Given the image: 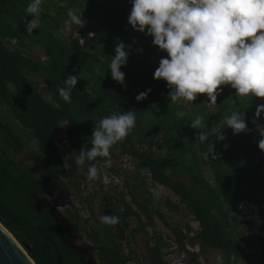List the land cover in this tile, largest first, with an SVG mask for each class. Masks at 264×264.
<instances>
[{
	"label": "trees",
	"instance_id": "16d2710c",
	"mask_svg": "<svg viewBox=\"0 0 264 264\" xmlns=\"http://www.w3.org/2000/svg\"><path fill=\"white\" fill-rule=\"evenodd\" d=\"M29 2L0 0V223L35 264L67 262L53 220L47 212L38 213L33 196H41L53 180L65 178L72 185L88 180L92 163H98L101 176L90 183L102 186L109 174L125 178L127 190L106 191L102 197L108 205L105 215L119 217L115 226L103 224L91 209L97 191L86 200L91 218L84 219L81 230L95 246L99 264L139 260L133 248L126 254L123 242L131 248L135 233L149 236L157 221L172 235L149 238L147 264H170L168 245L183 252L193 241L202 251H218L221 264H264V237L250 240L264 231V152L252 123L264 99L242 100L224 86L216 105L209 106L206 95L193 102H170L166 82L153 78L166 53L128 24L130 0H44L39 27L32 33L27 25L33 17L25 11ZM69 8L82 13L83 33L95 34L83 45L73 36L77 26L68 22ZM117 42L129 52L121 69L125 86L108 69ZM35 49L44 56H35ZM72 75L79 80L66 103L57 88ZM148 89L147 98L137 102L135 97ZM133 110L136 127L112 147L107 167H102L103 158L76 165L80 152L91 148L92 132L102 117ZM233 110L245 112L250 131L233 135L224 124ZM197 115L205 120L201 129L190 126ZM258 123L264 124V117ZM63 128L67 145L60 153ZM201 132L208 135L203 144L198 141ZM121 157L129 158L130 170L119 164L114 168ZM156 186L167 189L171 198L159 200ZM186 218L198 224L196 231L188 223L170 226L169 220L184 223ZM132 220L140 226L131 228Z\"/></svg>",
	"mask_w": 264,
	"mask_h": 264
},
{
	"label": "clouds",
	"instance_id": "9594fccd",
	"mask_svg": "<svg viewBox=\"0 0 264 264\" xmlns=\"http://www.w3.org/2000/svg\"><path fill=\"white\" fill-rule=\"evenodd\" d=\"M44 0H30L26 13L33 17L27 31L39 27V18ZM131 11L127 22L138 33L152 38V44L166 53L159 60L154 79L163 80L170 89L168 99L193 102L198 95H206L209 106L216 105L224 86L235 90V96L252 101L264 99V0H130ZM68 22L83 28L82 13L75 8L67 10ZM115 56L108 69L111 78L125 86V73L121 71L128 62L129 52L123 42H117ZM99 71V70H97ZM79 76L72 75L58 87L60 98L71 103L73 90ZM151 89L140 92L137 102L147 98ZM264 103L256 106L252 123L260 137L258 148L264 152ZM136 111L114 112L102 117L96 124L91 138V148L82 150L75 158L77 166L85 161L103 158L102 167H107L110 150L124 140L136 127ZM204 117L197 115L191 121L193 129L204 127ZM224 124L233 135L250 131L245 112L233 110L224 117ZM65 129V128H63ZM62 129V130H63ZM66 139V137H65ZM208 139L206 132L198 136L199 143ZM220 141L225 140L221 133ZM210 146L208 152H212ZM205 158L207 156L205 155ZM101 176L98 163L87 169V179L95 181ZM101 222L115 226L118 216L105 215ZM222 258L217 257V261Z\"/></svg>",
	"mask_w": 264,
	"mask_h": 264
},
{
	"label": "flooded vegetation",
	"instance_id": "af4514ba",
	"mask_svg": "<svg viewBox=\"0 0 264 264\" xmlns=\"http://www.w3.org/2000/svg\"><path fill=\"white\" fill-rule=\"evenodd\" d=\"M66 131H65V137H66ZM67 145V142L65 146ZM105 178V177H104ZM103 178V180H104ZM102 180V182H103ZM88 180H79L76 182L75 185H72V181L69 182L68 179L61 178L59 180H53L49 183H47L42 188V195L41 196H33V200L35 201V208L38 211L39 214H43L47 212L51 219L53 220V226L56 228L57 233L56 236L60 240V242L63 245V248L65 249V255H66V262L67 264H88V258L89 255H92L96 261V264H99L98 262V256L95 253V246L91 244L90 240H88V234L81 230L85 225L83 224L85 220L91 218V213L88 209V203L86 200L88 199L89 194L86 193V188L89 185ZM116 181H118L116 186L113 190L121 192V190H126L125 187V178L116 177ZM81 183V184H80ZM80 184L81 187H77ZM95 186V185H94ZM97 188L94 192L97 191V195L95 197V200L93 202L94 206H97L99 209L96 212H100L98 218L100 219L102 216H105V210L107 206H104L102 197L105 193H100V189H103L102 186H95ZM85 192V194H84ZM112 192V191H110ZM118 192V191H117ZM113 193V192H112ZM127 201H129V197H127ZM54 208H57V210L73 225V227L77 230L79 235L81 236L82 240L85 243L90 244L93 248L90 249V251L79 253L73 248V241L74 239L71 237L69 231L67 228L66 231H62L58 225L56 224L55 220L52 218L50 211ZM91 209L93 210V207L91 205ZM88 211V213L86 212ZM95 214V211H93ZM74 213L79 219H72L71 214ZM97 215V214H96ZM75 218V216H74ZM92 218L93 215H92ZM157 221V220H156ZM158 223H161L165 225L162 221H157L152 228H149V237L151 239H154V236H151L154 232V228H157ZM78 225V227H76ZM90 229V228H89ZM169 231V230H168ZM171 233V231H169ZM168 232V233H169ZM165 235L164 233H162ZM172 235V234H171ZM126 243V242H125ZM125 243L123 242V250H125ZM127 246V245H126Z\"/></svg>",
	"mask_w": 264,
	"mask_h": 264
},
{
	"label": "rangeland",
	"instance_id": "374dc122",
	"mask_svg": "<svg viewBox=\"0 0 264 264\" xmlns=\"http://www.w3.org/2000/svg\"><path fill=\"white\" fill-rule=\"evenodd\" d=\"M34 55L38 56V57H43V51L39 50V49H35L34 51ZM65 129L62 130V138L65 137ZM63 144H61L60 149H62ZM116 163V162H115ZM118 164H121V168L124 169H128L130 170V160L127 157H121L120 161H118V163H116V167L117 168ZM123 165V166H122ZM118 169V168H117ZM147 175V174H146ZM89 182V181H87ZM118 181H116V177H113L111 175H106L102 185H103V189H100V193H106V191H112L113 193H115V191L113 190L116 186H114L115 184H117ZM81 184V183H80ZM80 184L77 187H81ZM97 188H95L94 184L89 182L88 187L86 188V193L87 194H93L95 193L94 191ZM120 189H118L117 191H119ZM122 191V190H121ZM85 194V192H84ZM155 195L156 197H158L159 200L163 201L165 199H167L168 197L171 198V194L169 193V191L163 187L160 186H156L155 187ZM93 210L95 211V214H97L99 216L100 212H96V210L98 211V207L94 206L92 204ZM170 222V226L171 225H175L178 224L181 227H184V225L186 223L190 224L192 226V228L194 229V231H196L198 229V224L191 220L190 218H186V221L180 222V221H176L174 222L173 220H169ZM131 228H138L140 226V224L137 221H131L130 222ZM170 229L167 225H163L161 223H158L157 228L153 231H155V233L153 232L151 236H154V240H156V234H162L164 233L166 235V237L171 236V233L169 232ZM169 232V233H168ZM256 236H263L264 237V231L262 232H257L256 235L252 236V238L250 239L251 241H255L257 240ZM165 237V238H166ZM149 236H147L145 233L143 232H136L134 235V239H135V244H133V246H131V248H129L128 246H126V241H124L125 243V252L126 254H128L130 252V250L133 248V250L136 253V256L139 257V260H134L131 262V264H147L144 260V258L146 257V250L147 247L149 245ZM258 242V241H257ZM256 242V243H257ZM166 254H168V256L166 257L167 260H169L170 264H221V261H217V257H220V253L216 250H207V251H202L200 248V245L198 244L197 241H193V242H187V246L185 248V251L181 252L179 251V249L177 248H173L171 247V245H168L167 249H165ZM171 253V254H170ZM194 255H198L197 260H194Z\"/></svg>",
	"mask_w": 264,
	"mask_h": 264
},
{
	"label": "water",
	"instance_id": "95a60500",
	"mask_svg": "<svg viewBox=\"0 0 264 264\" xmlns=\"http://www.w3.org/2000/svg\"><path fill=\"white\" fill-rule=\"evenodd\" d=\"M52 218L62 231L68 229L74 239L73 248L79 253L90 251L93 247L85 243L73 225L54 208L50 211ZM88 264H96L92 255H89ZM0 264H35L24 248L13 235L0 223Z\"/></svg>",
	"mask_w": 264,
	"mask_h": 264
},
{
	"label": "built area",
	"instance_id": "2783aa9c",
	"mask_svg": "<svg viewBox=\"0 0 264 264\" xmlns=\"http://www.w3.org/2000/svg\"><path fill=\"white\" fill-rule=\"evenodd\" d=\"M84 24H86V22L84 21ZM85 27V26H84ZM83 27V28H84ZM83 28H77V29H75L74 31H73V36H74V38H77L79 41H80V44L81 45H83L86 41H88V40H90V39H92V38H94L95 37V34L93 33V32H90V33H88L87 35H85L84 33H83ZM61 138H62V136H61ZM63 139V141L61 142V144H63V146H62V149L63 150H61L60 149V146H61V144H59V149H60V153H64V150H65V144H66V141H65V137L64 138H62ZM128 158V157H127ZM120 166H121V164H119ZM123 166V165H122ZM130 169H131V165H130Z\"/></svg>",
	"mask_w": 264,
	"mask_h": 264
}]
</instances>
